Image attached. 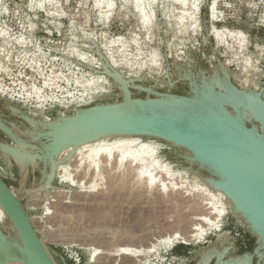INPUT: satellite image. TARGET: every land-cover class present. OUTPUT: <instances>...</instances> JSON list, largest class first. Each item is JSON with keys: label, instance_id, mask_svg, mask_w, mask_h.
<instances>
[{"label": "rangeland", "instance_id": "rangeland-1", "mask_svg": "<svg viewBox=\"0 0 264 264\" xmlns=\"http://www.w3.org/2000/svg\"><path fill=\"white\" fill-rule=\"evenodd\" d=\"M212 1L202 0L197 22H191V15L196 12L191 7L183 11L173 0H157L153 5V22L146 26L134 9L133 0H111L110 11L104 8L108 2L106 0L103 5L98 4L97 0H58L55 3L46 0H0V17L7 19L5 23H0V35L4 37L3 43H0V64L5 55L12 56L14 61L16 51L21 50L20 45L25 50L29 47V56L36 50L32 59L27 58L28 52L25 50L18 53L25 61H30L31 68L37 65L39 74L46 71L43 64H50V58H60L61 61L53 60V65L67 66L72 76L59 79V74H45L44 87H48L52 95L45 94L42 88L32 86L27 95L39 101L36 102L39 109L32 107V103L15 102L0 94V116L21 127L24 131L23 140L28 144L42 149L43 146L33 140V134L40 132L41 128H31L29 124L20 123L21 118H17V121L11 116L14 115L12 108L34 119L48 120L61 115L69 116L80 110L76 106L43 110L44 102L59 101L58 93H66L72 100H85L87 96L83 108L120 102L121 93L105 76L88 73L79 76L73 71L76 63L71 57L77 63L90 67L98 62L102 65L92 53L93 43L116 70L128 77L141 78L144 80L142 86L156 85L155 90L159 92L188 94V82L180 79L194 75L201 82L203 75L199 70L206 71L207 77L212 76L217 59L232 71L233 82L239 87L257 90L261 78L264 81V70L261 67L264 65V0H220L217 6V28L239 30L250 36L249 52L243 58L230 54L227 45L219 43L213 35L209 6ZM40 3L43 7L39 6ZM181 17L186 21H181ZM18 18H21V22H18ZM34 18L37 20L31 23ZM188 25L192 28L185 30L184 27ZM35 31H38L37 38H28L33 37ZM49 31L55 33L52 44L44 34ZM38 43L41 45H36ZM32 46L35 49L30 48ZM50 51L52 55L48 58L46 53ZM63 52H67L66 57L60 55ZM246 59L249 63L244 67ZM14 65L11 64L15 70H21ZM167 67L169 74L166 72ZM47 78L50 80L47 81ZM59 80L66 86H62ZM170 82L174 85L170 86ZM0 91L5 92L3 86H0ZM134 97L144 98L145 94L134 91ZM251 125L259 128L254 122ZM114 138L111 137L109 143ZM131 138L136 143L158 145L157 154L163 165L170 171L183 172L187 177L186 182L171 186L163 182V174L160 173L149 184L143 171L138 168V160L120 163L121 153L113 151V162L105 164L100 172L102 175L99 174L96 181L87 178L81 183L82 172L77 175L72 172L66 149L58 156L56 178L52 184L54 189L48 193L34 194L47 180L50 166L43 163L30 166L24 178L17 164L0 152V175L20 198L54 262L175 264V260L170 258L171 249L175 245L184 246L180 243H187L188 247H193L190 264L200 260L199 255L203 249L201 264H208L214 257L226 254L231 248V242L234 241L237 247L238 238L232 237L230 230L222 232V227L212 230L210 225V220H217L213 213L217 203L210 194L212 189L200 177L209 174L196 166L192 172L186 169L190 166L182 158L188 155L183 149L155 139ZM0 141L13 145L2 133ZM65 167H68L67 170ZM64 170L66 174L72 175L71 179L75 183L65 181L67 177ZM67 201L71 203L65 204ZM225 223L243 225L231 216L230 208ZM197 224L202 229L196 231ZM0 229L11 234L9 223L1 217ZM124 249L133 250V254L138 257L121 255ZM245 250L242 245H238L237 252L231 256Z\"/></svg>", "mask_w": 264, "mask_h": 264}, {"label": "water", "instance_id": "water-1", "mask_svg": "<svg viewBox=\"0 0 264 264\" xmlns=\"http://www.w3.org/2000/svg\"><path fill=\"white\" fill-rule=\"evenodd\" d=\"M93 45L92 53L99 58L102 65L98 69L90 66L86 68L97 75L105 76L121 93L122 100L92 105L72 115H61L48 120L34 119L12 108L13 114L27 122L31 128H41L40 132L34 134L33 140L43 148L28 144L23 140L24 133H21L23 137L17 134L14 125L0 116V133L13 144L0 141V152L17 164L24 177V171L15 158L13 148L19 146L22 141L26 143V148L39 158L38 163L33 166L39 163L50 166V173L44 183L46 184L52 175L50 186L45 190L48 192L54 187L52 184L56 178L58 156L69 148L122 136L155 139L174 148L183 149L188 155L182 158L190 166L186 169L192 172L196 166L209 174L200 177L208 179L209 185L212 180L213 185L229 197L232 201L231 216L242 222L255 239L252 252L231 256L237 252L233 241L230 250L222 258L214 257L208 264H219L221 261L236 264L231 262L239 259H249V264H264L262 78L257 90L242 89L233 82L232 71L217 59L220 70L213 68V75L207 77L206 71L200 69L199 72L203 75L201 82H198L194 75L180 79L188 82V94L159 92L155 90L156 85L141 87L144 80L128 77L116 70L98 47L94 43ZM261 67L264 70V65ZM166 72L168 74L169 67ZM119 78L127 83L121 84ZM217 80L224 88L213 87V82ZM173 85L174 83L170 82V86ZM210 86L213 87L212 91ZM197 87L204 91L196 92ZM134 91L144 93L145 97L135 98ZM233 94L236 99L232 98ZM251 122L259 128L256 125L249 126ZM28 168L24 178L28 175ZM0 209L6 218L4 222H8L11 227L9 235L0 229V264H56L34 228L20 198L1 175ZM204 250L200 252V260L195 264L202 263Z\"/></svg>", "mask_w": 264, "mask_h": 264}, {"label": "bare ground", "instance_id": "bare-ground-1", "mask_svg": "<svg viewBox=\"0 0 264 264\" xmlns=\"http://www.w3.org/2000/svg\"><path fill=\"white\" fill-rule=\"evenodd\" d=\"M46 1L50 3L58 2V0H46ZM104 1L105 0H97V3L103 5ZM106 1L108 2L104 8L110 11L112 8L111 0H106ZM130 1L132 0H127V2H130ZM173 1L183 11H187L189 7L194 9L196 12L194 15L193 14L191 15V22H197V18L201 10L200 7H201L202 0H173ZM219 1L220 0H213L212 4L210 5V15H211V20L213 22V35L217 38V41L219 43H225L227 45V50L228 52H230V54H235L239 58L240 57L243 58L244 55L247 53V51L249 52L248 41H249L250 36L247 33L243 31H239V30H230L229 28H223V29L217 28V25L215 24V22H217L218 20L217 6L219 4ZM156 2L157 0H133L134 9L139 14L141 20L143 21V23H145L146 26L151 25L153 22V17L155 15V13L153 12V5ZM39 6L43 7L42 3H40ZM106 12L107 11H105L104 14L107 16ZM180 20L184 22L186 21L183 17H181ZM184 28L186 30V29H191L192 27L189 28V25H188V26H185ZM117 40H119V37L117 38ZM248 63L249 62L246 59L244 67H247ZM223 65H225L224 62H223ZM214 70L219 71L220 67L219 66L214 67ZM187 77H191V76H187ZM46 80L49 81L50 79L47 78ZM119 81H121V84L127 83V82L124 83L121 78H119ZM128 84H131V83L128 82ZM217 86L224 88V85L219 80L213 82V87H217ZM141 87L147 88L145 86H141ZM213 87L210 86L211 91ZM195 91L198 93H201L204 90H199V88L197 87ZM235 97L236 96L233 94L232 98L236 99ZM109 139L110 138H104V139H100L95 142L85 143L78 147L68 149V159L70 160L72 172L76 173V175L82 172L81 183L87 178H90L93 181H96V178L99 176L103 167H105V164L109 165L110 163L113 162V159L115 157L114 156L115 152L121 153V155L119 156L120 163H123V162L132 163L133 160H138V162L140 163L138 168L140 171H143V175L149 184H152L158 178V176H160V173L163 174L162 175L163 182L170 184L171 186H178L186 182L187 177L185 176L183 172H175L172 170L170 171L165 165H163L159 155L157 154V151L159 150L158 145H155L149 142L136 143V141H133L131 137L116 136L114 138V141H112L111 143H109L110 142ZM25 145L26 143L22 141L19 144V146L13 148L14 149L13 151L15 152V155H16L14 156L24 171V177H25V172L27 168L35 165L36 163H38V160H39L37 154L35 155L33 152L27 149ZM52 163H56V162H52ZM57 165L58 164H56V167ZM67 168L68 167H65L64 169L67 170ZM64 173L66 175L65 177H67L65 181L75 183V180L71 179V176H72L71 174L69 173L66 174L65 170H64ZM48 180L49 181L46 184H43L39 190L34 191V194L35 193H45V190H47L50 186L52 175L49 177ZM201 180L203 181L204 184H206L207 186H210V189H212L211 188L212 186L213 187L215 186L213 185L214 182H212V180H210V185H209V180L206 179L205 177L202 178ZM91 187L95 188L96 186H91ZM210 194L212 198L214 199V201H216L217 203L213 209V213L216 215L217 220L216 222H212L210 220V225L212 227V230L221 229L222 227L221 222L228 215L229 208L232 206L231 205L232 201L222 190L218 189L216 186L214 187V189H212V191H210ZM70 203L71 202L67 201V203L65 204H70ZM47 215H50V213ZM0 217L3 220L6 219L1 209H0ZM200 229H202L201 226L197 224L196 231ZM194 235H197V237L200 236L199 234H194ZM42 242L44 244L43 240ZM180 244L189 245L187 243H180ZM121 255L125 257L126 256L130 257V258L138 257L133 254V250H129V249L121 250ZM223 256L224 255H219L216 257L222 258ZM231 263L249 264V259H239ZM219 264H227V263H223L221 261Z\"/></svg>", "mask_w": 264, "mask_h": 264}, {"label": "built area", "instance_id": "built-area-1", "mask_svg": "<svg viewBox=\"0 0 264 264\" xmlns=\"http://www.w3.org/2000/svg\"><path fill=\"white\" fill-rule=\"evenodd\" d=\"M36 20H37V18H34L30 22L32 23L33 21H36ZM6 21H7V19H4V17L2 19L0 17V23H5ZM18 22H21V18H18ZM1 29L2 28H0V30ZM37 32L35 31V35L33 37L32 36L31 37L27 36V37L30 38L31 40H34L37 38V35H36ZM44 34L46 36H48V41H49V43L52 44V39H53L55 33L49 31V32H45ZM20 36L14 37V38H19ZM10 37H11V35H10ZM2 40H4V37H2L0 35V43H3ZM36 45H41V44L38 43ZM18 46L21 48V50L16 51L17 56H16L14 61L12 60V56H10V55H9V57L6 55H5V57L3 56L4 61H2L0 64V76H2L0 78V86H3V89L5 90V92L0 91V94L2 96H7L9 99H11L15 102H21L23 104H31L32 103L33 104L32 107L38 108V105H37L38 103L36 104V102H39V101L38 100L36 101L35 98L30 99L27 95L28 92L31 90V87L34 86V87L42 88V90L45 91V94L52 95V93L50 92V89L48 87H44V76H45V74L46 75H50L52 73H53V75L59 74L58 75L59 79H64V78H71L72 77L71 72L67 66L66 67L65 66L59 67L57 64L53 65V62L54 61L56 62V59L58 61L59 60L61 61L60 58H50V61H51L50 64H48V65L43 64V66H44L43 68L46 69V71L39 74L38 73V66L36 64H35L36 66L31 68L30 67V61H25L24 58L20 57L18 52L24 51L25 48L21 47L20 45H18ZM30 48H34V46H32ZM25 51L28 52V55H27L28 59L34 58L33 53H35L36 50H35V52H33L31 54V56H29V47L26 48ZM46 54L49 55L48 56V58H49L52 55V51H50L49 53H46ZM60 55L66 57L67 52H63ZM71 58H72V61H74L76 63V64H74L75 67L73 68V71H75L77 74H79V76H81L82 73H88V74H94L96 76H100V75H97V74L87 70L86 66H88V65H83L81 63H77L75 58L74 59H73V57H71ZM11 64H15L14 65L15 68L19 67L21 70L16 69V70H18V71H16L14 69V67L11 66ZM93 66H94V68L98 69L101 66V64H100V62H98L97 64H94ZM28 72H29V74H28ZM60 84L62 86H66V84L62 83L61 81H60ZM71 90H72V92H75L74 89H71ZM58 96H60L59 101L48 100L47 102H44L43 103V110L54 109V108L66 109L68 107H73V106H76L77 109H83V105L86 104L85 100L87 99V96H85V100H80L79 98L72 100V99H70V97L66 93L65 94L58 93ZM227 219H228V215L224 218V220H223L224 222H222L223 223L222 224V232H225L224 231V229L226 227L225 222L227 221ZM176 246L177 245H175L174 247H176ZM186 246H189V245H186ZM174 262H175V264H187L186 261L179 260V259H176ZM168 264H171V263H168Z\"/></svg>", "mask_w": 264, "mask_h": 264}, {"label": "crops", "instance_id": "crops-1", "mask_svg": "<svg viewBox=\"0 0 264 264\" xmlns=\"http://www.w3.org/2000/svg\"><path fill=\"white\" fill-rule=\"evenodd\" d=\"M229 225L230 224H227V223L225 224L226 227H225L224 231L226 232V231L230 230V232L233 233L232 237L237 236V238H238L239 242L237 243V247H238V245H242L243 246V244H244L243 240H245V238H247V236L248 237L250 236L249 232L246 230L244 225H242V227L240 225H236V224L235 225L232 224L230 226ZM191 251H193V247L176 246L174 248V250H172V252L170 253V258L172 260L184 259V260L187 261V264H190V260L189 259H190Z\"/></svg>", "mask_w": 264, "mask_h": 264}, {"label": "trees", "instance_id": "trees-1", "mask_svg": "<svg viewBox=\"0 0 264 264\" xmlns=\"http://www.w3.org/2000/svg\"><path fill=\"white\" fill-rule=\"evenodd\" d=\"M243 242L245 243L244 244L242 243L243 244L242 249H246V250L242 252L241 254L245 252H252L254 250L255 247L253 246H255V239L251 235L249 237L247 236V238ZM174 248L172 250H174Z\"/></svg>", "mask_w": 264, "mask_h": 264}, {"label": "flooded vegetation", "instance_id": "flooded-vegetation-1", "mask_svg": "<svg viewBox=\"0 0 264 264\" xmlns=\"http://www.w3.org/2000/svg\"><path fill=\"white\" fill-rule=\"evenodd\" d=\"M235 83V82H234ZM236 84V83H235ZM237 85V84H236ZM11 116H13L15 119H17V118H19L18 116H14V115H12L11 114ZM17 121H18V119H17ZM10 124H13L14 125V131H16L17 132V134H19L20 136H22L23 137V135L21 134V133H23L24 131H23V129H20L19 127H17L14 123H11L10 121H8ZM19 122L21 123H24V124H27L28 125V123L27 122H25V121H23L22 119L21 120H19ZM10 141V140H9ZM7 184V183H6Z\"/></svg>", "mask_w": 264, "mask_h": 264}]
</instances>
